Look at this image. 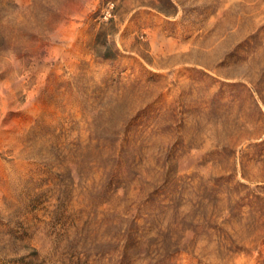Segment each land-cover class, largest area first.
I'll list each match as a JSON object with an SVG mask.
<instances>
[{
    "label": "rangeland",
    "instance_id": "374dc122",
    "mask_svg": "<svg viewBox=\"0 0 264 264\" xmlns=\"http://www.w3.org/2000/svg\"><path fill=\"white\" fill-rule=\"evenodd\" d=\"M0 264H264V0H0Z\"/></svg>",
    "mask_w": 264,
    "mask_h": 264
},
{
    "label": "bare ground",
    "instance_id": "6f19581e",
    "mask_svg": "<svg viewBox=\"0 0 264 264\" xmlns=\"http://www.w3.org/2000/svg\"><path fill=\"white\" fill-rule=\"evenodd\" d=\"M186 57V56H185Z\"/></svg>",
    "mask_w": 264,
    "mask_h": 264
}]
</instances>
